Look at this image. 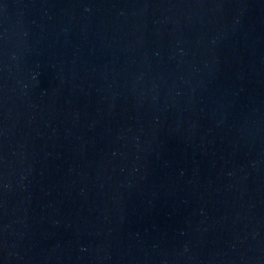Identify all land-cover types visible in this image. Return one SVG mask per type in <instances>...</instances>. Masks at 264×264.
<instances>
[{
	"label": "water",
	"instance_id": "obj_1",
	"mask_svg": "<svg viewBox=\"0 0 264 264\" xmlns=\"http://www.w3.org/2000/svg\"><path fill=\"white\" fill-rule=\"evenodd\" d=\"M0 264H264V0H0Z\"/></svg>",
	"mask_w": 264,
	"mask_h": 264
}]
</instances>
